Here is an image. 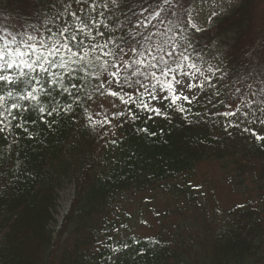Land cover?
<instances>
[{
	"label": "trees",
	"instance_id": "1",
	"mask_svg": "<svg viewBox=\"0 0 264 264\" xmlns=\"http://www.w3.org/2000/svg\"><path fill=\"white\" fill-rule=\"evenodd\" d=\"M190 1L172 0L174 14L164 23L152 20L155 27L150 25L141 31L156 33L159 30L161 35L154 36L156 43L162 42L164 33L168 39L178 40L177 20L180 24L187 20L195 47L194 52L190 50L191 60L187 63L210 56L216 42H223L225 50L219 58V67L232 77V97H240L237 104L254 99V109H258L264 97V22L249 34L251 1L239 0L197 32H192L189 19ZM0 5L11 15L18 29L36 24L51 15L49 9L54 12L59 8L58 0H0ZM125 14L123 8L116 13L121 20ZM110 16L111 11L95 16L101 23L92 25L94 34L96 29L105 33L103 38L96 37L100 44L113 34L109 29L114 28L115 23ZM82 19L89 22L86 17ZM105 24L109 27H104ZM168 28L172 31L168 32ZM14 70L19 75V69ZM160 79L168 83L171 77ZM235 87H240L239 94L235 93ZM110 90L118 91L115 86ZM252 92L257 95L252 97ZM17 93L26 94L22 88L13 90L8 109L17 118L12 120L9 116L12 126L5 128L6 140L0 136V264H264L263 198L256 201L248 198L230 207L215 225L203 224L201 231L189 238L178 234L159 239L158 234L157 244L130 235L114 236L122 217L116 211L119 196L170 183L168 190L175 189L171 193L175 198L183 195L194 204V193L188 182L172 184L171 181L188 176L204 160L229 159L231 182L244 187L243 179L251 177L257 188H263L264 139L256 140L254 133L264 137V125L249 124L243 112L236 117L210 115L225 109L212 90L197 88L195 100L193 95L185 101L183 95L175 94L181 99L171 109L167 107L171 99L154 102L146 93L141 96L150 108H160L161 116L141 111L135 104H123L121 111L132 108L141 118L135 122L113 118L115 134L112 137L98 134L104 130L87 126L89 113L81 110L74 113L76 121L65 120L51 131L40 117L51 118L46 113L28 110L31 102L20 100ZM88 93H94L90 87ZM137 95L139 93L129 92L124 99L131 96L135 101ZM226 96L227 93L220 99ZM56 101L63 106L71 102V97L56 96ZM13 102L22 107L11 109ZM42 103L46 106L47 102L42 100ZM88 104L86 100L87 109ZM177 105L184 107L186 113L176 110ZM254 109H246L249 119ZM195 112H201L204 121L190 123L199 119L192 115ZM186 114L187 120L184 119ZM148 115L153 119L147 120ZM257 115L264 118V114L257 112ZM34 119L35 125L31 123ZM220 121L225 124L244 122L240 129L230 128L229 135ZM17 123L25 124L33 138L22 128H16ZM138 128H147L148 132H139ZM153 132L156 135H150ZM37 136L42 143L37 142ZM113 139L118 141L117 145L108 143ZM69 184L74 186L73 198L57 224L54 213L58 190ZM125 244L127 248L123 247ZM113 248L120 251L113 253ZM110 256H116L111 263Z\"/></svg>",
	"mask_w": 264,
	"mask_h": 264
},
{
	"label": "snow or ice",
	"instance_id": "2",
	"mask_svg": "<svg viewBox=\"0 0 264 264\" xmlns=\"http://www.w3.org/2000/svg\"><path fill=\"white\" fill-rule=\"evenodd\" d=\"M58 3L59 8L56 11L52 12V9H49L51 15H46L36 24L28 25V29L35 35H30L28 31H21L16 36H11L10 40L7 36L11 33L0 35V41H3L0 46V73H3L0 74V82H3L0 84V92L6 93L7 97H13V91H10L9 88L13 90L22 88L26 94L17 93L19 99L31 102L28 106V110L31 112L46 113V116L51 118L45 120L44 116L40 117L49 130L55 131L54 126L65 120L76 121L77 116L74 113L77 110L88 112L84 103L93 98L88 93L89 87L93 92L104 95L106 89L114 86L118 91H112V97L118 98L125 106L135 104L136 108L141 111L154 112L156 116H161L162 112L160 108H150L143 102L141 96L145 93L151 100L167 101L171 99L172 103L167 105L171 109L181 99V96L174 94L175 92L207 88L212 90L219 105L225 109L209 113L210 115L236 117L238 113L243 112L244 119L249 124L259 122L264 125V118L257 115V112L264 114V97H262L258 109H254L256 103L254 99L247 102L241 100V103L237 104L236 100L240 97L237 96L235 99L232 97L230 84L232 77L220 67L210 68L211 75H205L196 68V73H199L204 79L199 83L192 82L197 80V76L193 72L185 70L186 68H195L194 62L187 63L191 60L190 50L195 51L192 34L188 31L187 20L183 24H180L179 19L177 20L180 25L176 30V35L179 36L178 40L168 39L167 33H164L162 42L156 43L154 36L161 35L159 30L156 33L141 31V29L147 30L150 25L155 27L152 20L164 23L169 15L174 14L172 0H119V2L111 0V8L107 2L100 5L95 0H58ZM53 8H56L55 4ZM100 8H103L104 11H98ZM121 8L126 10L123 20L116 15ZM105 11L112 12L109 19L114 18L115 27L109 29L113 34L105 39L104 44H100L96 42V37L103 38L105 33L96 29L94 34L92 25L101 23L95 20V16H104ZM82 16L86 17L89 22H85ZM69 20L73 23H69ZM104 27L109 26L105 24ZM167 31L171 32L172 28H168ZM197 31L200 29L192 25V32ZM17 36L20 38L18 39ZM11 69H19V75L7 74ZM169 76L172 79L171 83H165L160 79ZM234 91L239 94L241 89L235 87ZM129 92L139 93L135 101L131 96L128 100L124 99V96ZM225 93L227 96L220 99L225 96ZM65 94L67 97H71V102L61 106L56 101V96ZM251 95L255 97L257 92H252ZM182 99L188 101L189 97L183 95ZM192 99L195 100L196 96L193 95ZM0 100H5V97L0 95ZM42 100L47 102L46 106ZM136 101L140 102L136 103ZM21 107L22 105L15 102L11 104V109H20ZM113 108L115 111L112 112V118H124L131 122L141 118L138 113L133 112L132 108L121 111L116 104H113ZM250 108L254 109L251 112V119H249L250 113L246 110ZM176 110L186 113V109L178 105ZM5 112H7V116L4 115ZM96 115L99 116L100 113H96ZM192 115L199 119L192 120L190 123L204 121V115L201 112H195ZM8 116H11L12 120L17 118L10 109L5 107L4 112H0V117H3L0 119V136L5 140V128L12 126L11 121L5 124ZM152 119V115L147 116V120ZM184 119H188L187 114ZM87 121V126L93 130H104L105 125L111 123L107 115L102 120H94L89 114ZM243 122L229 121L225 124L220 121L223 130L229 135H231L228 131L230 128L240 129ZM31 123L35 125L37 121L34 119ZM15 127L22 128L30 139L33 138L25 124L17 123ZM137 131L147 133L148 129L138 128ZM244 131H251V129L244 128ZM98 134L108 135L106 130L98 132ZM150 135L156 134L153 132ZM254 135L256 140L264 139L259 134L254 133ZM36 139L39 143L43 142L38 136ZM13 143L16 141L14 140ZM108 143L117 145L118 141L113 139ZM237 207L241 206L237 205ZM124 227L127 226L124 225ZM152 243L158 244L159 241L153 240ZM105 247L110 246L105 245ZM123 247L127 248L128 245L125 244ZM111 251L116 253L120 249L113 248ZM108 259L111 260L112 257L110 256Z\"/></svg>",
	"mask_w": 264,
	"mask_h": 264
},
{
	"label": "rangeland",
	"instance_id": "3",
	"mask_svg": "<svg viewBox=\"0 0 264 264\" xmlns=\"http://www.w3.org/2000/svg\"><path fill=\"white\" fill-rule=\"evenodd\" d=\"M238 1L191 0L189 4L191 24L199 28L206 27L209 25L210 20L227 11ZM250 1L249 34L259 29L264 22V0ZM95 2L100 5L107 2L109 6L111 5V0H95ZM98 10L104 11L103 8ZM0 25L4 26V35L11 33L10 36H7L9 40L11 36L17 35L18 32L13 29L10 15L4 11L1 5ZM17 38L20 37L17 36ZM224 50V43L218 41L210 56L194 61L195 68L186 70L197 76V80L192 81L193 83L202 82V76L196 73V68L207 74L210 72V68L218 67L219 58ZM171 82L172 80L169 83ZM196 89L175 93L191 96L195 94ZM111 92V90L106 89L104 95L95 92L92 95L93 98L89 101L88 111L94 120H102L105 115L111 120L110 116L115 111L113 104L121 109L122 103L116 97H112ZM96 113H100V115L97 116ZM105 129L112 137L114 130L112 120L110 124L105 125ZM227 160L229 161V159L222 162L218 160L201 161L191 174L181 180L171 181L172 184L187 181L190 191L194 193V204L189 203L183 195L175 198L176 196L171 194L175 189L168 190L170 183L143 192L124 193L119 196L116 211L122 217L121 219L117 218L120 220L118 223L119 229L114 233V236L115 234L121 237L130 235L155 240L158 234L160 239L181 234L184 238H188L199 233L203 224L215 225L224 217L230 207L243 203L248 198L254 201L260 198L264 199V187L257 188L251 182V177L243 179L245 181L244 187L236 186L228 179L232 165H229ZM225 164H227L226 167H224ZM73 192L74 186L72 184L67 185L58 192L57 212L55 213L57 221H60L64 212L68 210ZM124 225L127 227H124Z\"/></svg>",
	"mask_w": 264,
	"mask_h": 264
}]
</instances>
